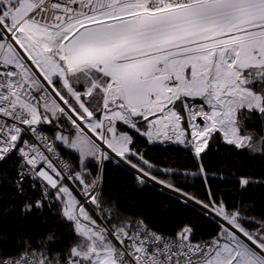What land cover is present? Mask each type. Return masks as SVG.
I'll return each mask as SVG.
<instances>
[{"label": "snow or ice", "instance_id": "6c2138e0", "mask_svg": "<svg viewBox=\"0 0 264 264\" xmlns=\"http://www.w3.org/2000/svg\"><path fill=\"white\" fill-rule=\"evenodd\" d=\"M257 120L264 129V0H0V171L13 173L2 183L25 197L22 214L47 207L71 233L61 250L54 232L25 240L0 264H264L254 202L229 207L210 187L200 199L159 179L181 173L145 159L129 131L190 150L207 186L202 154L217 135L264 156V131L246 126ZM108 160L198 205L217 231L197 239L193 223L165 233L114 217L101 202Z\"/></svg>", "mask_w": 264, "mask_h": 264}, {"label": "trees", "instance_id": "16d2710c", "mask_svg": "<svg viewBox=\"0 0 264 264\" xmlns=\"http://www.w3.org/2000/svg\"><path fill=\"white\" fill-rule=\"evenodd\" d=\"M261 133L264 131L257 120L256 127L251 130ZM53 134L52 129H46ZM135 137L136 146L143 151L145 159L155 167L172 169L181 174L165 175L163 171L153 172L161 180H169L184 192L193 193L200 199L207 198V188L210 187L217 197H222L229 205L235 206L243 202H254L255 214L259 217L264 214V185H250L241 190L239 178L250 176L254 179H264V156L249 155L247 150H237L217 138L210 142L208 150L202 154V163L207 171V186L199 175V162L190 150L168 144H148L147 141L131 132ZM66 159L78 163L75 152L67 154ZM133 162H137L133 158ZM8 163L0 171V254L16 253L23 241H30L33 245L47 235L54 232L56 242L53 250H61L71 241L69 225L60 221L58 215L45 207L43 212L33 211L27 215L21 213L25 197L16 196L15 189L3 181V172L9 171ZM89 167L93 172L97 164L92 162ZM197 173L184 176L182 173ZM223 177V178H221ZM26 188V197L35 200L39 197V189ZM181 198L162 190L147 182L140 186L136 181V173L115 160L103 162V187L101 202L104 207L113 209L114 217L143 216L150 227L165 233H174L183 224L196 225V238H207L217 231V226L211 218L206 219L199 214V208L190 204L181 203Z\"/></svg>", "mask_w": 264, "mask_h": 264}, {"label": "water", "instance_id": "95a60500", "mask_svg": "<svg viewBox=\"0 0 264 264\" xmlns=\"http://www.w3.org/2000/svg\"><path fill=\"white\" fill-rule=\"evenodd\" d=\"M115 159L118 160L119 158H115ZM120 163L123 164V165H125V166L128 167L129 169H131L134 173H136V170L133 169V168H131L127 163H124L123 161H120ZM148 182H150V183H152L153 185H155V186L161 188V186H159V184H156V183H154V182H152V181H148ZM165 191H168V192H169L170 189L167 188V190H165ZM170 193H171V192H170ZM189 203L192 204L191 202H189ZM192 205H194V206H196V207L199 208L198 205H195V204H192Z\"/></svg>", "mask_w": 264, "mask_h": 264}, {"label": "rangeland", "instance_id": "374dc122", "mask_svg": "<svg viewBox=\"0 0 264 264\" xmlns=\"http://www.w3.org/2000/svg\"><path fill=\"white\" fill-rule=\"evenodd\" d=\"M256 125H257V121H255V122H248L246 126L248 127L249 130H251L253 127H256Z\"/></svg>", "mask_w": 264, "mask_h": 264}, {"label": "bare ground", "instance_id": "6f19581e", "mask_svg": "<svg viewBox=\"0 0 264 264\" xmlns=\"http://www.w3.org/2000/svg\"><path fill=\"white\" fill-rule=\"evenodd\" d=\"M159 186H161V189H162V190H167V188H164L162 185H159ZM167 192H168V191H167ZM170 192H171V194H173L174 196L179 197V198L182 199V197H180L177 193L173 192L172 190H170L169 193H170Z\"/></svg>", "mask_w": 264, "mask_h": 264}, {"label": "built area", "instance_id": "2783aa9c", "mask_svg": "<svg viewBox=\"0 0 264 264\" xmlns=\"http://www.w3.org/2000/svg\"><path fill=\"white\" fill-rule=\"evenodd\" d=\"M147 143H148V142H147ZM148 144H149V143H148ZM39 196H40V195H39ZM38 198H39V197H38ZM78 198H79V197H78ZM36 199H37V198H36ZM85 207L91 209V208H92V205L86 204Z\"/></svg>", "mask_w": 264, "mask_h": 264}]
</instances>
